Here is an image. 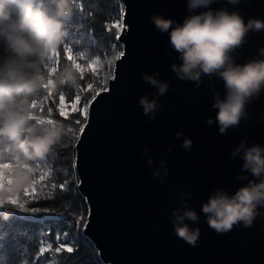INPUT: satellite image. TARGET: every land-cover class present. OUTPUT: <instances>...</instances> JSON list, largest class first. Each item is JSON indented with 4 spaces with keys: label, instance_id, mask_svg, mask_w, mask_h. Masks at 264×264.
<instances>
[{
    "label": "water",
    "instance_id": "1",
    "mask_svg": "<svg viewBox=\"0 0 264 264\" xmlns=\"http://www.w3.org/2000/svg\"><path fill=\"white\" fill-rule=\"evenodd\" d=\"M120 1L125 27L116 41L123 55L113 62L114 78L109 77L97 99L90 100L88 120L74 146L76 189L87 206L81 235L103 264H264V215L251 227L237 226L217 235L201 213L202 202L211 192L222 188L231 194L247 182L237 179L243 160L232 158L230 151L245 137L248 146H264V119H260L264 93L247 105V123L241 121L220 135L217 124L208 126L205 121L215 119L214 93L223 98V82L205 76L197 88L194 82L178 79L171 64L180 61L168 35L150 23L157 13L182 23L189 15L187 0ZM210 7L239 8L245 21L264 19V0H241L236 6L216 0ZM246 39L235 53L239 64L257 58L264 31L250 32ZM144 72H158L171 85L159 97L163 110L151 121L138 105L141 96L151 98L156 92L142 79ZM177 131L193 141L190 152L181 147L183 136L176 138ZM169 146L171 151L166 152ZM144 148L157 165L161 159L168 160L166 182L161 183L146 166ZM182 192L191 194L185 199L201 216L198 225L189 222L201 229L196 247L178 239L171 223Z\"/></svg>",
    "mask_w": 264,
    "mask_h": 264
},
{
    "label": "clouds",
    "instance_id": "2",
    "mask_svg": "<svg viewBox=\"0 0 264 264\" xmlns=\"http://www.w3.org/2000/svg\"><path fill=\"white\" fill-rule=\"evenodd\" d=\"M216 0H187L189 13L183 22L153 14L150 23L160 33L168 35L169 46L177 53L180 63L171 70L178 79L194 82L198 88L202 77H216L223 82L224 96L214 93L212 108L215 119L206 118L208 126H218L226 135L250 119L247 105L264 93V46L258 48L257 58L243 64L236 62L235 53L247 43L250 32L264 31V19L250 17L245 21L239 8L212 9ZM236 6L241 0H226ZM206 9L197 12L198 9ZM78 10L77 0H0V208L17 205V197L34 183V173L40 162L46 161L68 135L65 125L37 112L38 98L64 92L80 86L82 72L92 64L82 65L70 53L59 69L47 65L58 50L65 46V20ZM80 60H89L92 52L84 48L75 52ZM91 60H94L92 58ZM107 60V58H105ZM142 79L156 89L138 99L142 113L154 120L163 110L159 97L166 95L170 82L159 78L158 72L141 73ZM260 119H264L261 116ZM183 136L175 133L176 138ZM193 141L183 136L181 147L190 152ZM171 151V146L165 149ZM232 158L243 160L237 179L247 181L229 193L217 189L202 202L201 213L208 227L217 235L227 234L234 227L248 228L264 215V146H248L247 137L230 151ZM146 166L155 178L166 182L168 160L158 165L147 148L142 151ZM6 173L8 174L6 176ZM248 173L252 179H249ZM7 180V185H5ZM179 187V185H177ZM182 192L177 197L181 206L172 209L171 223L178 239L192 247L198 246L201 216L189 204ZM10 213L5 211V219Z\"/></svg>",
    "mask_w": 264,
    "mask_h": 264
},
{
    "label": "trees",
    "instance_id": "3",
    "mask_svg": "<svg viewBox=\"0 0 264 264\" xmlns=\"http://www.w3.org/2000/svg\"><path fill=\"white\" fill-rule=\"evenodd\" d=\"M77 4L78 10L65 20V45L72 48L74 54L84 48L89 49L92 58L99 59L101 70L82 73L79 88L64 92L67 103H72L75 95L81 94L76 108L79 111L59 116L60 92L49 95L48 100L38 107L37 112L41 115L61 121L68 135L56 146L52 155L36 167L32 184L35 185V199L25 191L19 193L20 202L25 203L28 210L12 205L0 208V264H46L47 260L51 261L50 264H103L89 240L81 235L87 206L76 189L78 180L74 170V146L79 131L75 120L80 119L83 123V101L90 102L92 91L104 89L112 76L113 62L121 52V46L116 41L115 25L119 23L122 4L120 0H77ZM81 4L82 11L79 7ZM65 61L63 49L58 50L57 69ZM45 95L39 97L38 102ZM48 107L53 108L51 114L47 112ZM41 173L45 174L44 179H41ZM60 184H64L65 188L60 189ZM33 208L48 211H31ZM5 211L10 213L7 219ZM56 235H60L61 239L66 238L75 251L71 254L55 253L54 248L58 246ZM44 243L53 247L45 254V260L39 255V247Z\"/></svg>",
    "mask_w": 264,
    "mask_h": 264
},
{
    "label": "snow or ice",
    "instance_id": "4",
    "mask_svg": "<svg viewBox=\"0 0 264 264\" xmlns=\"http://www.w3.org/2000/svg\"><path fill=\"white\" fill-rule=\"evenodd\" d=\"M79 7H80V10L82 11L83 10V5L81 4V5H79ZM123 12H124V9L121 8L120 9L121 15L119 17V23H117L115 25V27H116V33L115 34H116L117 40L119 39V37L121 35V29L125 27V25L123 24ZM108 27L111 28L112 25H108ZM65 53H70V54L73 55L72 48H70L69 46L65 45L64 48H63V54L65 55ZM122 55H123V53H119L117 55V59H120ZM57 58H58V52L53 56V59L47 65L49 70H51L53 68H57ZM74 58L76 60L79 59L76 56H74ZM90 63L93 64V65H98L99 64V60L94 59V60H91ZM112 76H113V78L115 76V71L114 70L112 72ZM98 95H99V90L94 89L92 91V94H91V97H90L91 101H95L97 99ZM48 97H49V95H45L43 97V100H40L39 102L37 101L38 106L40 107L43 104L44 101L48 100ZM59 99H60V102H61V106L59 108V116L63 117V116H65V109L63 107V102H64V99H65L64 95H63V100H61V95H60ZM75 100L76 101H80L81 100V94H76L75 95ZM72 108H73L74 111H79V109H76L75 104L72 105ZM89 109H90L89 101L88 100H84L83 101V108H82L84 121L82 123L80 119H76L75 120V124L78 126V131L80 133H82L84 131V124H86V122L88 120V117H89ZM52 111H53V108L52 107H48V109H47L48 114H51ZM44 175H45L44 173L40 174L41 179H44ZM52 187L55 188L56 185L53 184ZM59 187H60V189H64L65 185L64 184H60ZM25 193L32 194V199L34 200L35 199V185H32L31 187H29L25 191ZM16 199H17V205L18 206H22V210H28L26 208L25 203L20 202V200H21L20 196H18ZM31 211H48V209L33 208V209H31ZM64 236L66 237L67 233H65ZM56 241H57L58 246H56L54 248L55 253H57V254H61V253L71 254V253H73L75 251V248L70 246L68 243H65L64 239L61 240V236L60 235H56ZM52 250H53V247H52L51 244H48L47 246H44L43 244H41V246L39 247V255H40V257H43L45 254L49 253ZM37 259H39V257H37Z\"/></svg>",
    "mask_w": 264,
    "mask_h": 264
},
{
    "label": "rangeland",
    "instance_id": "5",
    "mask_svg": "<svg viewBox=\"0 0 264 264\" xmlns=\"http://www.w3.org/2000/svg\"><path fill=\"white\" fill-rule=\"evenodd\" d=\"M73 55L75 56V54L73 53ZM91 59L92 58H90L89 60H87V61H85V60H80V59H77V63H81L82 65H89V64H91L90 63V61H91ZM94 59H97V60H99L97 57H94ZM97 70H101V63H100V61H99V64L98 65H91V67L90 68H87L85 71H83L82 73H84V72H87V71H97ZM103 72H101L100 73V75H102L103 76ZM104 83V82H103ZM77 103H78V101H76V100H74L72 103H67L65 100H64V102H63V107H64V109H65V116H67L69 113H71L72 111H74L73 110V108H72V105L73 104H75V107L77 108ZM60 106H61V102H60V99H59V102H58V109L60 108ZM5 185H7V183H5ZM32 186V185H31ZM31 186H29V187H31ZM61 240H63V238L61 239ZM64 242L65 243H68V241L66 240V238H64ZM69 245H70V243H68ZM44 246H47L48 245V243H44L43 244ZM43 259L45 260V255L43 256ZM50 260H47L46 261V264H50Z\"/></svg>",
    "mask_w": 264,
    "mask_h": 264
}]
</instances>
